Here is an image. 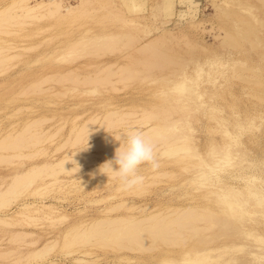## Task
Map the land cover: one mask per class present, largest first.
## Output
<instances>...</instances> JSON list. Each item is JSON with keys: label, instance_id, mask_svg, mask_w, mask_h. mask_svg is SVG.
Instances as JSON below:
<instances>
[{"label": "rangeland", "instance_id": "1", "mask_svg": "<svg viewBox=\"0 0 264 264\" xmlns=\"http://www.w3.org/2000/svg\"><path fill=\"white\" fill-rule=\"evenodd\" d=\"M19 1L0 0V143L39 140L0 144V190L15 194L0 191V264H264V0H58L53 14ZM158 125L183 134L155 142ZM133 129L154 139L157 167L126 188L100 148ZM192 207L211 220L171 225L175 244L88 238L95 221L159 224Z\"/></svg>", "mask_w": 264, "mask_h": 264}, {"label": "bare ground", "instance_id": "2", "mask_svg": "<svg viewBox=\"0 0 264 264\" xmlns=\"http://www.w3.org/2000/svg\"><path fill=\"white\" fill-rule=\"evenodd\" d=\"M25 1H26V0H25ZM47 1H48L47 4H46L47 7H48V10L46 11L47 14H48V11H51L52 14H53V13H55V12H53V11H58V9L61 8V6H60L61 3H60L58 0H47ZM80 1H81V0H80ZM19 2L21 3L22 1L20 0ZM22 3H23V2H22ZM29 4H31V3H29ZM43 4H44V3H43ZM43 4H41V5H43ZM13 5H15V4H13ZM26 5H27V4H26ZM76 5H77V4H76ZM76 5H75V7H77ZM10 7H11V6H10ZM22 7H24V6H22ZM43 7H44V6H43ZM64 7H65V10H66V9H67L66 6H64ZM8 8H9V6H8ZM35 8H36V6H35ZM44 8H45V7H44ZM6 9H7V8H6ZM6 9L3 10V11H0V15L3 14V13H4V14H3L2 16L6 15L5 13H7V11H8V9H7V10H6ZM21 9H22V8H21ZM31 9H32L31 7H28L27 10H26L27 13H28ZM68 9H69V8H68ZM33 10H34V8H33ZM71 10H72V9H71ZM73 10H74V9H73ZM31 11H32V10H31ZM68 11H69V10H67V12H68ZM51 12H50V13H51ZM41 15H43V14H41ZM41 15H40V16H41ZM31 16H34V15H31ZM0 17H1V16H0ZM26 17H27V16H26ZM28 17H29V16H28ZM96 37H97V36H95V39H97V40L94 39V41H97V42H95V44H98L97 46H99V47H100V46L102 47L103 44L108 43V42L110 41V40L106 41L105 38L103 37L105 42H104V41L99 42L102 36H99L100 39H98L99 37H98V38H96ZM93 38H94V37H93ZM93 38H90V39H93ZM98 40H99V41H98ZM101 40H102V39H101ZM111 42H112V40H111ZM130 42H131V41H130ZM100 43H102V44L100 45ZM109 43H110V42H109ZM152 44H153V43H152ZM106 45H107V44H106ZM108 45H110V44H108ZM153 45H154V44H153ZM153 45H151V46H153ZM154 46H155V45H154ZM99 47H98V48H99ZM103 47H104V46H103ZM105 47H106V46H105ZM107 47H108V46H107ZM156 47H157V45H156ZM153 48H155V47H153ZM0 50H1V49H0ZM154 50H155V49H154ZM152 51H153V50H152ZM155 51H156V50H155ZM0 55H1V54H0ZM1 57H2V55H1ZM1 60H3V57H2ZM1 60H0V62H3V61H1ZM144 60H145V59H144ZM144 60H142V61H144ZM148 60H149V59L146 58L145 61H148ZM145 61H144V63H145ZM149 61H150V60H149ZM150 63H151V64H150ZM144 65H145V64H144ZM146 65L150 66V65H152V62H151V61H150L149 63L146 62ZM124 72H125V71H124ZM122 74H123V73H122ZM122 76H123V75H122ZM125 76H126V75H125ZM130 76H131V74H130ZM123 77H124V76H123ZM126 77H127V76H126ZM119 114H120V113H119ZM108 115H112V114L109 113ZM108 115H107V116H108ZM121 115H122V114H121ZM113 116H114V114H113ZM117 116H118V115H117ZM146 116H147V115H145V117H146ZM108 117H109V116H108ZM104 118H105V120H104ZM104 118H103V121H102L103 123L101 122V125H102L101 128H103V124H107V123L109 122V119H110V117H109V119H108L106 116H105ZM115 118H116V117H115ZM106 119H107V120H106ZM115 120L118 121L119 118H117V119H115ZM120 120H123V119H120ZM120 120H119V121H120ZM104 121H107V123H105ZM110 121H111V120H110ZM119 121H118V122H119ZM165 121L167 122V120H164V122H162V123L165 124V123H166ZM36 122H37V121H35L34 123H36ZM169 122H170V123H169L170 125H174L172 121H169ZM114 123H116V122H114ZM114 123H113V125H114ZM171 123H172V124H171ZM109 124L112 125V122H110ZM109 124H107V125L109 126ZM166 124H168V122H167ZM107 125H104V126H107ZM170 125H166L167 128H166V127H165V128L163 127L164 130H161V131H160L159 129H157V128H154V127H153L154 129L152 128V130H154V131L151 130V127H150V128H147V129H148V131H152V133L150 132V133H151V137L154 136L153 138H154V139L156 138L155 142H158L159 139L161 140L160 137H162V138L164 139V140L162 139L163 141L161 140V142H165L167 139L173 138L172 136H173L177 131L179 132V130H173L172 127H171L170 130H173L175 133H173V134L171 133L172 135L169 133V135H171L170 138H166V136H168V135H167L168 133H165V129H166V132H167V131L169 130V128H170ZM88 126H89V125H88ZM88 126H87V127H88ZM160 126H161L160 129H163V128H162V125H160ZM160 126L158 125V127H160ZM109 127H111V126H109ZM99 128H100V127H99ZM101 128H100V129H101ZM26 129H28V128H26ZM147 129L145 130V133L147 132ZM175 129H177V127H176ZM83 130H84V129H83ZM155 130H156V132H157V133H155L157 137H155V134L153 133V132H155ZM157 130H158V131H157ZM181 130H182V129H181ZM181 130H180V134H183V133L181 132ZM97 131H98V130H97ZM97 131H96V133H97ZM103 131H104V129H103ZM99 132H102V131L99 130ZM99 132H98V133H99ZM126 132H128V131H126ZM126 132H124V133H126ZM143 132H144V131H143ZM168 132H169V131H168ZM178 132H177V134L180 135ZM104 133H105V132H104ZM122 133H123V132L120 133V136H121ZM145 133H144V134H145ZM19 134H20V135H19ZM19 134H16V137H15V136L12 137V140H11V141H10V139H9V141H7V143H6L7 145L4 144V142H1L0 144L3 143L5 146H8V148H9V145H12V147L10 146L12 149H14V148L17 149V147L20 146L23 142L26 141V144H27V140H28V141H31L30 139H32V136H34V138L36 137L37 140H39L37 134H36L37 136H36V135H32V136L30 137V139H26V140L24 139V138H27L26 135H24V136L22 135V136L24 137V138H23V137H21V133H19ZM33 134H34V133H33ZM107 134H108V133H107ZM109 134H110V133H109ZM146 134H147V133H146ZM146 134H145V136L148 138L150 135L147 136L148 134H147V135H146ZM152 134H154V135H152ZM177 134L174 135V138L177 137ZM17 135H18L19 137H17ZM99 135H101V134L99 133ZM118 135H119V134H118ZM118 135H115V137H117ZM184 135H185V134H184ZM25 136H26V137H25ZM28 136H30V135H28ZM77 136H78V135H77ZM77 136H76V137H77ZM79 136H80V135H79ZM92 136H93V135H92ZM102 136H103V135H102ZM107 136H108V135H107ZM107 136L105 137L106 139H104V140H106L105 143H106L107 140H108L107 138H109V137H107ZM175 136H176V137H175ZM8 137H9V135H8ZM82 137H83V135L81 136V138H82ZM93 137H94V136H93ZM95 137H96V136H95ZM103 137H104V136H103ZM115 137H114V138H115ZM118 137H119V136H118ZM151 137H149V138H150V139H149L150 141H151ZM158 137H159V138H158ZM183 137H184V136H183ZM13 138H14V139H13ZM18 138H19V140H18ZM28 138H29V137H28ZM34 138H33V139H34ZM81 138H80V139H81ZM100 138H101V137H100ZM100 138H99V142L102 143V142L100 141ZM110 138H111V137H110ZM110 138H109V139H110ZM147 138H146V139H147ZM165 138H166V140H165ZM178 138H180V136H179ZM178 138L175 139V140L177 141ZM181 138H182V137H181ZM185 138H186V135H185ZM16 139H17L19 142H21V141H23V142H22V143H18V141H16ZM21 139H24V140H21ZM76 139H77V138H76ZM80 139H79V140H80ZM154 139H152V140L154 141ZM157 139H158V141H157ZM182 139H183V138H182ZM6 140H8V139H6ZM6 140H5V141H6ZM13 140H14V141H13ZM37 140L35 139V140H34V141H35L34 143H36ZM97 140H98V139H97ZM97 140L95 139L96 143L93 145L95 148H96V146L98 147L99 145H100V146L102 145V144H100L99 142H98L99 144H97ZM104 140H102V141L104 142ZM175 140H174V142H176ZM179 140H180V139H179ZM15 141H16L19 145H18V144H17V145H14V144H16ZM95 141H94V142H95ZM153 141L150 142L152 145H153V143H154ZM184 141H185V139H184ZM8 142H10V143H8ZM79 142H80V141H78V139L75 141V143H78V144H79ZM159 142H160V141H159ZM166 142H167V141H166ZM171 142H172V141H171ZM171 142H169V143H171ZM34 143H33V144H34ZM105 143H104V144H105ZM107 143H108V142H107ZM107 143H106V144H107ZM118 143L120 144V142H118ZM3 144H2V145H3ZM26 144H24V145H26ZM30 144H32V143H30ZM91 144H92V143H91ZM91 144H90L89 146H92ZM96 144H97V145H96ZM104 144H103V145H104ZM162 144L165 145V143H162ZM167 144H168V143H167ZM22 145H23V144H22ZM22 145H21V146H22ZM24 145H23V146H24ZM117 145H118V144H117ZM0 146H1V145H0ZM5 146H4V147H5ZM15 146H16V147H15ZM21 146H20V148H21ZM83 146H84V145H83ZM89 146H88V147H89ZM93 146H92L91 148H93ZM100 146H99V147H100ZM104 146L106 147V145H104ZM104 146H102V147H104ZM113 146H114V145L110 146V147H112L111 149H113V150H111L110 147H109V145H108V148H109V150H111V152H110L109 150H108L109 152H107L106 149H108V148H100V149H103V151H104V149H105L106 153H112V151H113V152H114V151L116 152L115 149H117V147H119V146H115V147H116L115 149H114ZM168 146H169V145H167V147H168ZM171 146H172V145H171ZM175 146H176V145L172 146V147H173V150H174L175 148H177V147H180V146H176V147H175ZM172 147H169V148L172 149ZM174 147H175V148H174ZM20 148H19V149H20ZM84 148H85V150H86L87 147H84ZM84 148H81V149L83 150ZM169 148H168V149H169ZM19 149H18V150H19ZM97 149H98V148H97ZM166 149H167V148H166ZM168 149H167V150H168ZM177 149H178V148H177ZM18 150H17V151H18ZM88 150H89V149H88ZM86 151H87V150H86ZM115 152H114V153H115ZM87 153H88V152H87ZM89 154H90V153H89ZM105 155H106V154H105ZM81 156H83V155H81ZM89 157H90V155H89ZM64 158H65V157H64ZM75 158H76V157H75ZM87 158H88V157H87ZM63 160H67V159H63ZM59 161H60V160H59ZM67 161H68V160H67ZM67 161H66L65 163H63V164H66V165H67ZM62 162H64V161H62ZM62 162H61V163H62ZM61 163L59 162V165H60V166H61ZM57 164H58V162H57ZM63 164H62V165H63ZM44 165H45V164H43V166H44ZM51 165H52V164H51ZM51 165H50V167H51ZM34 166H35V165H34ZM48 166H49V165H48ZM48 166H47V169L50 168V167H48ZM57 166H58V165L55 164L53 167H57ZM67 167H68V165H67ZM45 168H46V167L43 168L44 170H43V169H38V172H37V171H36V172H37L38 174H39V173L41 174V173H42V170H43V171H46ZM35 170H37V169L35 168ZM39 170H40V172H39ZM54 171H55V170H54ZM30 172H31V171H30ZM56 172H57V171H55L54 174H55ZM33 173H34V170H32V173H30V174H33ZM37 173H34V174H37ZM44 173H46V172H44ZM52 173H53V172H52ZM52 173H51V174H52ZM25 174H26V173H25ZM27 174H28V173H27ZM27 174H26V175H27ZM38 174H37V175H38ZM26 175H24V176H26ZM52 175H53V174H52ZM24 176L22 175V177L19 176V177H17V178H15V177L13 178V184H12L11 186H12V188H14V186H15L14 191H15V190L17 191V189H18V188H17V187H18L17 185H19V184L22 183V184L20 185V186H22V185L24 184L23 182H29L28 180L31 178L30 175H27V176L29 177V179H28L27 181L25 180L26 177H25V179L23 178ZM39 176H40V175H39ZM37 177H38V176H37ZM33 178H35V177H33ZM24 180H25V181H24ZM33 180H34V179H32V181H33ZM11 182H12V181H10V183H11ZM29 183H31V181H30ZM26 184H27V183H25L24 185L26 186ZM6 185H7V184H6ZM24 185H23V186H24ZM28 185H29V184H28ZM28 185H27V186H28ZM9 187H10V186H9ZM9 187H8V188L6 187L8 190H7V189H6V190L4 189V191H5L4 194L7 195L8 193H7L6 191H8V192H9L8 195H11L10 197H12V195L15 196L14 193L11 194L10 191L13 190V189H9ZM10 188H11V187H10ZM20 188H21V187H20ZM0 191H1V190H0ZM4 191H3V192H4ZM3 192L1 191V193H3ZM1 193H0V194H1ZM6 193H7V194H6ZM17 193L20 194L19 191H17ZM18 194H17V195H18ZM0 196H1V198H2L3 194L0 195ZM4 199H5V198H4ZM0 200H1V199H0ZM5 201H6L5 203L7 204V203H8V202H7L8 200L6 199ZM9 201H10V199H9ZM1 202H2V201H1ZM3 204H4V201H3ZM0 205H1V204H0ZM7 205H8V204H7ZM27 205H28V204H27ZM30 205H31V204H30ZM24 206H25V205H24ZM26 207H27V206H26ZM28 207H29V206H28ZM33 208H34V205H33ZM194 208H195V207H192V209H189V208H188L189 210H187L186 212H183V210H182V211L179 212L180 214L178 213V214L175 215V217H173V218H168V217H167V216L170 214V213H168V212H167V213H168L167 215H165V216L163 215V217H159V218H157V219H159V220L164 219V220H165V221L163 220V221H164V224H163V221H161V222L159 221V224H157V223H158V222H157L158 220H155L154 222L150 223L149 221H151V220H150V219H149V220L145 219V218H144L145 216H143V218H139V219H140V220L142 219V221H144L145 223H146V221H148V222L150 223V224H148V225H145V223L142 224V223H141L142 221H139V219H137L138 221H135V220H132V219H131V221H130V220L128 221V219H127V221H125L126 219H125V220L122 219L123 222H121V220L119 221V220L116 219L118 222H120V223H118L119 225L116 226V227H113V229H112V227L108 228V229L110 230V231H109V230L106 229V228L109 226V223H111L110 221H113V222L115 223L116 220H111V219H110V221H108L109 223L107 222L108 226H107V224H106V221L104 220V223L106 224V228H105L103 225H101L102 227H100V226L98 227L97 225H98L101 221H100L99 223H97L98 221H97V222L95 221L96 224L93 225V224L90 223V224L87 225V227L89 226L88 228L90 229V230H89L90 232H91V231H94V230L97 229V228H98V229H99V228L101 229V231H100V230H95V231L92 233L94 237L90 234V232H89L88 234H90L91 236L88 235V234L85 232V230L82 231V228H83V227H81V229H80V228H77V227H75V228L78 229V230L80 229V231L84 232L83 234L86 233V234L89 236V237L86 236V238H87V237H88V238L91 237V238H94V239H95V238L97 237L96 235H99L98 237L100 238V240H101V237L103 236L104 238H106V237H108V238H114V239L116 240V241H115L116 243H118V241H119V244H120V242H121L122 240H126V242H127L128 244H129L130 242H134L135 245L138 244V243H140V245L138 244L137 246H139V247L143 246V248H145V247L147 248L148 245L146 246V243H145L146 241L144 240V241L142 242L143 238H144L146 235H147V236H150V238L152 237L151 239H153V237H154L155 239H159V238H160V240H162V241H163L164 239H166L165 241L168 240V243H170L169 241L171 240V237H169L170 235H168V234H170V232L172 231V232H171V236H172V234H173V239H174V235H176V234L178 233V229H179V228H178V229H177V233H175V232H176V231H175L176 229L171 228V225L174 224L173 226H175V225L177 224L178 226L176 225V227L181 226V229L183 230L184 228H182V227H185V228L187 227V228H188L189 224H190V226H191V222H192L193 219L197 220V219L199 218V220H202V221L207 220V219H205V217L202 218V213H201V214L196 213L195 210H194ZM22 209H27V208H22ZM22 209H20V211H21ZM30 209H32V208H30ZM198 209H199V208H198ZM28 210H29V208H28ZM36 210H37V207H36ZM201 210H202V209H201ZM24 211H25V210H23V212H24ZM176 211H177V210H176ZM176 211H175V213H176ZM202 211H204V210H202ZM210 211H211V210H210ZM17 212H19V211H17ZM25 212H26V211H25ZM170 212H172V214H174L173 211H170ZM206 212H207V215L210 213V212H208V211H206ZM206 212H204L203 215H206V214H205ZM212 212H213V211H212ZM20 213H21V212H20ZM26 213H27V212H26ZM28 214H29V213H28ZM211 214H213V213H211ZM22 215H23V217H24L26 214L24 215V213H23ZM29 215H30V214H29ZM151 215H152V214H151ZM155 215L158 216L157 213H156V214H153V216H150V217H151V218H154ZM170 215H171V214H170ZM133 216H134V215H133ZM209 216L214 218L213 215H210V214H209ZM209 216H208V217H209ZM20 217H21V216H20ZM109 217H110V216H109ZM109 217H108V218H109ZM121 217H122V216H121ZM150 217L148 216V218H150ZM208 217L206 216V218H208ZM0 218H2V217H0ZM26 218H28V216H27ZM29 218H30V217H29ZM29 218H28V219H29ZM100 218H101V217H100ZM103 218H104V217H103ZM117 218H119V217H117ZM123 218H124V217H123ZM136 218H137V217H136ZM146 218H147V216H146ZM165 218H166V219H165ZM167 218H168V219H167ZM222 218H223V217H222ZM105 219H106V218H105ZM113 219H114V218H113ZM143 219H145V220H143ZM154 219H155V218H154ZM188 219H192V220H188ZM203 219H204V220H203ZM195 220H193V222H194ZM209 220H211V219L209 218L207 221H209ZM213 220H214V219H213ZM102 221H103V220H102ZM117 221H116V222H117ZM152 221H153V219H152ZM188 221H189V222L191 221V222L189 223ZM92 222H93V221H92ZM156 222H157V223H156ZM187 222L189 223L188 226H187ZM195 222H199V221L197 220V221H195ZM93 223H94V222H93ZM114 223H111L110 226H111L112 224L115 225ZM212 223L214 224L213 221H212ZM212 223H211V224H212ZM85 224H86V223H85ZM85 224H84V225H85ZM100 224H102V222H101ZM100 224H99V225H100ZM184 224H185L186 226H184ZM194 224H195V223H194ZM116 225H117V223H116ZM143 225H145V226H143ZM77 226H78V225H77ZM82 226H83V225H82ZM96 226H97V227H96ZM173 226H172V227H173ZM190 226H189V227H190ZM195 226H197V225H195ZM195 226H194V228L196 229ZM78 227H79V226H78ZM87 227H85V228H87ZM95 227H96V228H95ZM103 227L105 228L104 230H102ZM199 227H200V226H199ZM85 228H83V229H85ZM88 228H87V229H88ZM170 228L172 229L171 231H169ZM194 228H192V229L195 230ZM73 229H74V228H72V230H73ZM87 229H86V230H87ZM181 229H180V231H181ZM189 229H191V227H190ZM192 229H191V231H192ZM76 231H77V230H76ZM97 231H98V232L100 231L99 233L102 234V235H100ZM82 232H79L78 235L82 234ZM95 232H96V233H95ZM193 232H194V231H193ZM70 233H71V232H70ZM180 233H181V232H180ZM178 234H179V233H178ZM187 234H188V233H187ZM67 235H68V234H67ZM78 235H77V237H78ZM179 235H180V234H179ZM179 235H177V236H179ZM68 236H69V235H68ZM73 236H75V235H73ZM80 236H81V235H80ZM156 237H158V238H156ZM68 238H69V237H68ZM70 238H72V237H70ZM74 238H75V240L77 239L76 237H74ZM74 238H73V239H74ZM86 238H85V241L89 240L88 238H87V239H86ZM108 238H107V239H108ZM147 238H148V237H147ZM81 239H83V238L81 237ZM81 239H80V240H81ZM97 239H98V238H97ZM114 239L111 240V241L113 242ZM145 239H146V237H145ZM100 240H94V241L97 243V241L100 242ZM146 240H147V239H146ZM175 240H176V237H175ZM71 241H72V240H71ZM81 241H82V240H81ZM81 241H78V242H81ZM83 241H84V240H83ZM101 241H102V242L99 244V246H100L103 242H106L105 244H107V242H108V240L106 241L105 239H104V240H101ZM111 241H110V243H111ZM148 241H149V240H148ZM155 241H156V240H155ZM171 241H173V240H171ZM176 241H177V240H176ZM88 242L90 243V241H88ZM88 242H87V243H88ZM115 242H114V243H115ZM150 242H151V240L149 241V243H150ZM163 242H164V241H163ZM177 242H178V241H177ZM177 242H176V243H177ZM82 243H84V242H82ZM116 243H115V246L117 247V245H119V244L116 245ZM143 243H144V244H143ZM149 243H147V244H149ZM153 243H154V242H153ZM153 243H151V246H153V245H152ZM165 243H166V242H165ZM173 243H174V241H173ZM173 243H172V244H173ZM105 244L103 243L101 246L103 247V245H105ZM121 244L123 245L124 243L121 242ZM141 244H142V245H141ZM166 244H167V243H166ZM174 244H175V243H174ZM107 245H108V244H107ZM113 245H114V244H113ZM122 245H121V247H122ZM131 245H132V244H131ZM170 245H171V243H170ZM105 246H106V245H105ZM105 246H104V247H105ZM108 246H109V245H108ZM110 246H111V245H110ZM124 246H125L124 249H127L126 245H124ZM129 246H130V244H129ZM129 246H128V249L132 248V247H129ZM215 246H216V245H215ZM50 247H52V246H51V243H50ZM50 247H49V249H50ZM211 247H212V246H211ZM218 247H219V246H218ZM42 248H45V250H42L43 252H44V251L47 252V249H46L45 246H43ZM47 248H48V247H47ZM117 248H119V247H117ZM141 248H142V247H141ZM195 248H196V247H195ZM195 248H194V249H195ZM49 249H48V250H49ZM128 249H127V250H128ZM211 249H212V248H211ZM205 250H206V249H205ZM39 251H41V250H39ZM42 251H41V252H42ZM196 251H197V250H196ZM216 251H217V250H216ZM197 252H199V251H197ZM203 252H204V251H203ZM193 253H194V252H193ZM206 253H207V251H206ZM185 254H186V252H185ZM200 254H201V253H200ZM188 255H189V253H188ZM201 255H202V254H201ZM209 255H210V254H209ZM186 256H187V254H186ZM201 257L203 258V256H200V258H201ZM210 257H212V256H210ZM190 258H191V257H190ZM198 258H199V256H198ZM196 259H197V258H196ZM205 259H206V258H205ZM205 259H204V260H205ZM186 260H188V259H186ZM189 260H190V259H189ZM205 262H206V261H205ZM172 264H174V263H172ZM175 264H176V263H175ZM181 264H182V263H181Z\"/></svg>", "mask_w": 264, "mask_h": 264}, {"label": "clouds", "instance_id": "3", "mask_svg": "<svg viewBox=\"0 0 264 264\" xmlns=\"http://www.w3.org/2000/svg\"><path fill=\"white\" fill-rule=\"evenodd\" d=\"M115 139L120 142V147L116 149L114 161H108L103 166L106 165L123 186L131 188L142 181V177L138 175L141 165L151 164L152 167H157L154 146L138 129L129 130ZM113 163L117 167L114 168Z\"/></svg>", "mask_w": 264, "mask_h": 264}]
</instances>
